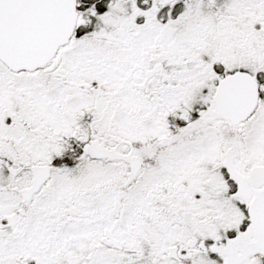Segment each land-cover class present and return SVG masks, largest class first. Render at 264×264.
<instances>
[{"label": "snow or ice", "instance_id": "snow-or-ice-1", "mask_svg": "<svg viewBox=\"0 0 264 264\" xmlns=\"http://www.w3.org/2000/svg\"><path fill=\"white\" fill-rule=\"evenodd\" d=\"M0 264H264V0H0Z\"/></svg>", "mask_w": 264, "mask_h": 264}]
</instances>
